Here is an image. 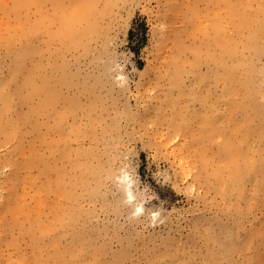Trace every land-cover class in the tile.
<instances>
[{"label":"rangeland","instance_id":"374dc122","mask_svg":"<svg viewBox=\"0 0 264 264\" xmlns=\"http://www.w3.org/2000/svg\"><path fill=\"white\" fill-rule=\"evenodd\" d=\"M0 264H264V0H0Z\"/></svg>","mask_w":264,"mask_h":264},{"label":"bare ground","instance_id":"6f19581e","mask_svg":"<svg viewBox=\"0 0 264 264\" xmlns=\"http://www.w3.org/2000/svg\"><path fill=\"white\" fill-rule=\"evenodd\" d=\"M23 57H24L23 55H20V56H19V59H22ZM129 193H130V191H129Z\"/></svg>","mask_w":264,"mask_h":264}]
</instances>
